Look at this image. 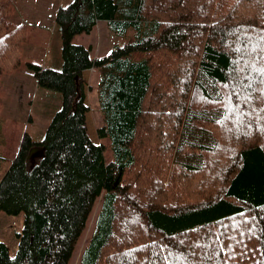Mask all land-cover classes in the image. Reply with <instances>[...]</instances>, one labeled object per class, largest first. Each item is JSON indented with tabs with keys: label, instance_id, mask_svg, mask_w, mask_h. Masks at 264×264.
<instances>
[{
	"label": "trees",
	"instance_id": "16d2710c",
	"mask_svg": "<svg viewBox=\"0 0 264 264\" xmlns=\"http://www.w3.org/2000/svg\"><path fill=\"white\" fill-rule=\"evenodd\" d=\"M14 11L0 0V79L29 30ZM98 20L127 40L93 56L73 38ZM55 23L61 68L28 66L62 105L0 179V211L24 212L0 264H69L101 194L79 264H264V0H73ZM92 68L109 162L88 129Z\"/></svg>",
	"mask_w": 264,
	"mask_h": 264
},
{
	"label": "rangeland",
	"instance_id": "374dc122",
	"mask_svg": "<svg viewBox=\"0 0 264 264\" xmlns=\"http://www.w3.org/2000/svg\"><path fill=\"white\" fill-rule=\"evenodd\" d=\"M73 0H13L15 11L12 19L17 24H26L29 28L23 46L22 61L18 69L5 74L0 79V179L15 157L21 137L28 132L36 141H41L54 113L62 105L60 92L41 86H35L36 78L28 62H37L46 67L57 69L62 62V40L55 23V14L60 8L67 7ZM133 31H129V38ZM105 23H98L89 35L78 34L73 41L91 46L93 56L106 54L114 43H123L125 37L112 35ZM245 65L250 64L246 59ZM85 79L88 129L91 139L104 145L105 161L115 159L109 136L100 137L98 128L103 125V114L98 101V77L96 68L83 73ZM16 121L18 126L12 123ZM14 126V128H13ZM3 127V129H2ZM7 128V129H6ZM102 203L99 195L89 214L86 227L81 233L69 264H79L81 253L92 234L95 221ZM133 225L136 224L132 223ZM132 225V228L134 227ZM24 226V212L8 214L0 211V240L4 241L15 257L19 239L17 233ZM172 254V253H171Z\"/></svg>",
	"mask_w": 264,
	"mask_h": 264
},
{
	"label": "water",
	"instance_id": "95a60500",
	"mask_svg": "<svg viewBox=\"0 0 264 264\" xmlns=\"http://www.w3.org/2000/svg\"><path fill=\"white\" fill-rule=\"evenodd\" d=\"M43 150V146H33L29 151L28 157L41 156L43 154Z\"/></svg>",
	"mask_w": 264,
	"mask_h": 264
},
{
	"label": "crops",
	"instance_id": "0c3cea01",
	"mask_svg": "<svg viewBox=\"0 0 264 264\" xmlns=\"http://www.w3.org/2000/svg\"><path fill=\"white\" fill-rule=\"evenodd\" d=\"M98 23H105V25L107 26V23H106V21H104V20H98L97 21V23H96V25L98 24ZM95 25V26H96ZM108 28V27H107ZM94 29V28H93ZM93 29H92V31H93ZM110 31V30H109ZM91 33V32H90ZM90 33H88V34H85V35H89ZM110 33H112L111 31H110ZM112 35H114V34H112ZM110 51V50H109ZM91 54H92V51H91ZM59 64H61V63H59ZM62 65V64H61ZM61 65L59 66V67H56L57 69H60L61 68ZM86 71H88V70H86ZM86 71H84V72H86ZM35 86H37L38 84H37V82L35 81ZM12 123L13 124H15L16 125V130H17V126H18V124H17V122L16 121H12ZM13 128H14V126H13ZM2 129H3V127H2ZM7 129V128H6ZM2 156V155H1ZM4 156V155H3ZM2 156V157H3ZM3 158H5V157H3Z\"/></svg>",
	"mask_w": 264,
	"mask_h": 264
}]
</instances>
